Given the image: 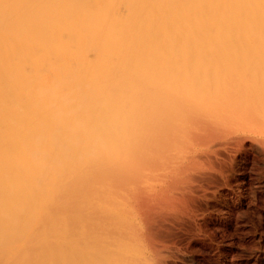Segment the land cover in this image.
Returning a JSON list of instances; mask_svg holds the SVG:
<instances>
[{"label":"bare ground","instance_id":"bare-ground-1","mask_svg":"<svg viewBox=\"0 0 264 264\" xmlns=\"http://www.w3.org/2000/svg\"><path fill=\"white\" fill-rule=\"evenodd\" d=\"M260 51H264V0H0V179L9 181L10 176L13 182L22 180L10 185L22 187L18 188L22 193L17 192L22 195L21 200L25 197L23 203L18 199L22 204L17 200L21 204L17 203V207L22 208L16 211V203L12 206L7 201H15L12 197L16 194L11 197L9 184L1 179L0 203L7 193L9 198L6 202L3 199L0 206V237L8 249L20 248L26 235L19 229L24 227L22 231L27 233L30 224L29 238L36 240L33 246L36 250H32L38 254L35 260L31 248V254L27 249L26 256L30 254L35 262L25 257L23 263L34 264L38 260L41 264H90L93 260V263L105 264L100 259L101 262L94 260V256L103 257L100 251L107 250L109 246L104 247L107 243L114 244L109 249L115 250L116 264H139L144 252L140 251L141 254L138 250L143 248L141 244L147 237L134 230L139 229L137 222L143 223L138 221L140 218L134 222V217L144 210L149 213L148 220L154 217V212L149 211V207L154 208L150 205L153 199L154 205L162 210L160 207L166 205L156 203L162 201L156 200L159 197L167 196L166 201L175 202L178 197L174 196L175 192L180 191L186 197L190 192L195 195L197 191H192L197 186L202 195L208 193L205 186L216 182L212 180L217 173L216 163L231 162L221 157V150L232 153L228 157L234 156L232 149L238 151L250 140L264 151V133H261L264 131V75L259 81L253 79L256 83L249 80V84L237 75V78L232 75L234 79L224 75L226 79L212 81L193 73L194 76L185 75L183 79L169 82L174 77L171 75L163 86H157L160 89L157 93L152 84L155 97L161 99L162 93L168 102L163 100L164 104H156L152 109L151 103H147L150 110L143 109L144 113L137 116L134 110L140 106L139 101L146 104L153 99L154 92L145 85L144 93L138 88L135 95L131 92L132 97L126 98L131 91L128 86L136 78L140 82L145 80L153 59L168 63L181 57L177 59L181 63L184 52H195L207 62L212 59L215 64L218 60L217 65L236 57H255L259 62L264 61L259 60L264 58L262 54L258 56ZM178 52L183 53L175 54ZM254 52L260 53L256 57ZM187 54L184 57L192 60ZM197 56L195 64L190 65H196ZM250 73L251 78L258 77L254 70ZM258 73L260 76L263 72ZM216 74L211 75L216 77ZM206 85H211L209 88L213 90H207ZM227 86L230 93L228 89L220 93ZM231 90L237 94L232 95ZM119 99L128 102L119 105L122 102ZM157 99L155 102L160 104ZM246 125L253 126L254 131L259 125L263 131L253 134L252 128L245 127L249 131L246 133L243 130ZM221 167L218 168L221 170ZM43 193L50 195L49 198H44ZM168 195L175 200L171 201ZM179 197L175 203L181 206L184 202L187 206L185 197ZM192 198L187 199L188 203ZM89 214L86 225L97 234L88 239L91 245L85 247L86 236L81 232L79 236L80 228L77 232L75 228ZM164 217L159 218L166 221ZM140 229L143 232L141 225ZM151 244H147L150 245L148 254ZM93 247L102 249L94 253ZM81 251L84 257L82 253L80 257ZM24 255L25 252L21 259ZM148 256L151 260L153 255ZM104 257L102 260L113 264ZM140 262L143 264V259Z\"/></svg>","mask_w":264,"mask_h":264},{"label":"rangeland","instance_id":"rangeland-1","mask_svg":"<svg viewBox=\"0 0 264 264\" xmlns=\"http://www.w3.org/2000/svg\"><path fill=\"white\" fill-rule=\"evenodd\" d=\"M260 52H262V53H260ZM260 52H257V54L258 53H260V54H258V56L259 55H261L262 57L264 56V51H260ZM183 52H178V53H175V54H178V55H180L181 56V54H182ZM193 53V55H191ZM192 53H189V54H187L186 52H184L183 53V55H182V61L183 62H187V64H186V62L185 63H183L182 65H184V66H182V65H179V64H181L182 63V61H181V63L177 60V59H181V57H178V58H175L174 60H173V62H172V60H169L168 61V63L166 62V61H164V62H162V61H159V62H157L156 60H152V62H151V66H150V68L148 69V75H147V77L145 78V80H143V81H141L142 82V84H141V82H140V80L138 79L137 80V78L134 80L135 82L133 83L132 82V84L131 85H129L128 87H129V89H131V91H129V93L130 94H127V96H126V98L128 97V98H130V97H132V93H133V95H135V91L137 90H140L141 89V93L143 92V89L146 87L145 85H149V87H146V89L147 88H151V93H152V84H154V91L156 90V93H157V91H159L160 89H158V85H159V87H161V86H163L164 84H165V81H169L171 78H169V77H171V75H173L174 77H172V79L169 81V82H172V80L174 81V80H180L181 78L183 79V77L185 78V75H186V77L187 76H191V75H193L194 76V74L197 76V74H198V77H200V78H202L203 76L205 77L206 76V78L207 79H211L212 81L213 80H215V79H223V78H225V76L226 77H228L227 79H229V77L230 78H233V76H235V78H237L238 76V78H240V80H243V81H247L248 80V84H249V80H250V82H258L260 79H262V76L264 75V66L262 67V65L264 64V61L262 60H260V59H264V58H261V57H259V62L257 61V58H255L254 57V59L252 58L251 59V57L249 58V57H247L246 59H242V58H239V57H236V58H230L231 59V61H230V59L228 60V61H225V62H222L221 64H219L220 62L217 60V62H219L218 63V65H217V62H216V60H215V64L213 63L214 62V60H212V59H209V58H207V59H209V63L211 64H209L208 62H207V60H205L206 58H200V57H198L199 56V54L200 53H197V55H196V53L195 52H192ZM185 54H187V56H192L193 58H192V60H191V58H185L184 56H185ZM195 54V55H194ZM237 54H240V53H237ZM243 54H246V55H248L249 53H243ZM257 54H256V52H254V54H253V56L254 55H256V57H257ZM250 55V54H249ZM195 56H197L196 57V65H190V64H193L194 63V59H195ZM252 56V57H253ZM238 59H239V62H238ZM175 60H177L176 61V63L175 64H177L176 66H175V64H174V61ZM192 61V63H191V61ZM232 60H233V62H232ZM236 60V62L237 63H235L234 61ZM245 60H246V62H245ZM253 60H254V62H253ZM188 61H189V63H188ZM198 61V62H197ZM230 61V62H229ZM243 61H244V64L246 65H244L243 64ZM249 61V62H248ZM258 63H257V62ZM157 62V63H156ZM162 62V63H161ZM172 62V63H171ZM179 62V63H178ZM209 64V65H207L206 66V64ZM248 62V63H247ZM155 63V64H154ZM167 63V64H166ZM224 63V64H223ZM235 63V64H234ZM261 63V64H260ZM169 64V65H168ZM195 64V63H194ZM200 64V65H199ZM223 64V65H222ZM226 64H229L228 66L226 65ZM238 64H240L239 66H238ZM256 64H258V66L256 65ZM156 65V66H155ZM164 66V67H161V66ZM167 65V66H166ZM204 65H205V67H204ZM214 65V66H213ZM222 65V66H221ZM226 65V66H225ZM233 65H237V67H235V66H233ZM242 65V66H241ZM157 66H158V69H159V72H158V69H157ZM166 66V67H165ZM175 68H174V67ZM180 66V67H179ZM193 66H194V69H193ZM214 68H213V67ZM217 68H216V67ZM221 66V67H220ZM255 66V67H254ZM257 66V67H256ZM261 67V70H260V67ZM153 67H155V69L153 68ZM159 67H161V68H159ZM183 67V68H182ZM184 67H185V69H184ZM189 67V68H188ZM205 69V73H204V71L202 70L203 68ZM231 67L233 68L234 67V69H231ZM238 67H240V69H241V71H240V69L238 68ZM246 67H247V69H246ZM254 69H253V68ZM151 68L153 69L152 71H151ZM166 68H167V70H166ZM179 68V69H178ZM191 68L193 69V70H191ZM206 68H208V69H206ZM214 69V73L216 74V73H218V74H216L215 76L217 77H212V75L211 74H214L213 73V69ZM176 70V71H174L173 72V70ZM183 69V70H182ZM210 69V70H209ZM218 69V70H217ZM222 71H221V70ZM237 71H236V70ZM243 69H245V70H243ZM157 70V71H156ZM186 70V71H185ZM189 71V73H188V71ZM202 70V71H201ZM225 70V71H224ZM231 70H233V71H231ZM252 70H254V72H255V75H257L258 77H255V78H251V74L253 73H250ZM258 70V71H257ZM263 70V71H262ZM162 71V72H161ZM165 71V72H164ZM178 71H179V73H178ZM191 71H193V72H191ZM212 71V72H211ZM216 71V72H215ZM248 72V75L246 74V72L245 73H243V72ZM250 71V72H249ZM263 73H262V72ZM150 72V73H149ZM202 72H203V74H202ZM227 72V73H226ZM229 72H231V75L229 76ZM233 72V73H232ZM258 72H260V73H262V74H260V76H259V73ZM155 73H157L156 75H158V74H160L159 76H157L156 77V75H155ZM166 73V76H164V74ZM184 73H187V74H184ZM194 73V74H193ZM199 73H200V75H202V76H200L199 75ZM224 73V74H223ZM235 73H237V74H235ZM240 73V74H239ZM244 76H243V75ZM151 75H154L155 76V78L153 77L152 78V76ZM219 75V76H218ZM225 75V76H224ZM233 75V76H232ZM236 75H237V77H236ZM164 76V77H163ZM178 76H180V77H178ZM209 76V77H208ZM214 76V75H213ZM247 76V77H246ZM253 76V75H252ZM158 77H159V79L161 78V77H163V78H161L160 80L158 79ZM223 77V78H222ZM245 77V78H244ZM150 78H152V80L154 79H156L159 83H160V81L162 82V83H156V82H152V80L149 82V79ZM167 78H168V80H167ZM176 78V79H175ZM180 78V79H179ZM200 78H198V79H200ZM213 78H215V79H213ZM257 78V79H256ZM164 79H166V80H164ZM226 79V78H225ZM234 79V78H233ZM247 79V80H246ZM253 79H256V80H258V81H253ZM147 80V81H146ZM236 80V79H235ZM139 81V82H138ZM137 82V83H136ZM148 82V83H147ZM152 82V83H151ZM235 82V81H234ZM146 83V84H145ZM150 83V84H149ZM254 83V84H255ZM135 84H137V85H135ZM140 84H141V86H140ZM199 84V83H198ZM198 84H197V86H198ZM247 84V83H246ZM253 83H251V85H252ZM136 86V89H134L135 88V86ZM151 85V86H150ZM229 85V84H228ZM196 86V88L198 89V87ZM199 86H200V84H199ZM211 85H206V87H210ZM230 86V88L232 89V87H231V85H229ZM262 86V85H261ZM260 86V87H261ZM142 87H143V89H142ZM171 87V86H170ZM206 87L204 86H202V89L203 90H205L206 89ZM212 87V86H211ZM138 88H140V89H138ZM171 88H174L173 86L171 87ZM199 88H201V87H199ZM205 88V89H204ZM230 88H228V86L226 87V88H223V89H221V91H220V93H225V92H227V93H230ZM211 88H209V89H207V90H210ZM225 89L227 90V91H225ZM145 90V89H144ZM162 90V89H161ZM171 91H173V89H170ZM213 89H211V91H212ZM233 90V89H232ZM231 90V91H232ZM236 90V89H235ZM235 90L234 91H232L231 92V94L233 95V93L235 92ZM134 91V92H133ZM153 91V92H154ZM238 92H240L241 90H237ZM132 92V93H131ZM147 92V91H146ZM139 93V92H138ZM144 93V92H143ZM148 93V92H147ZM150 93V94H151ZM168 93V92H167ZM167 93L165 94V95H167ZM152 94H154V97L156 96V94H155V92L154 93H152ZM230 94V95H231ZM235 94H237V92L236 93H234V95ZM165 95H163V96H165ZM170 96H172V93L171 94H169ZM169 95H167V96H169ZM144 96V95H143ZM158 96V95H157ZM160 96V95H159ZM167 96H165L166 98H168ZM152 97L153 99L151 100V101H145L146 102V104L144 103V101L142 100V102L141 101H139V104H140V106H137L135 109L136 110H134L135 111V113L134 114H136V115H134V116H137L138 114H142V113H144V111H143V109H146V111L148 112L150 109V106H148L147 105V103L149 104V103H151V109L153 108V107H155L156 106V104L157 105H162V104H164V102H162L163 100L165 101V103H167L166 102V99H163L162 98V93H161V96H160V98L162 99H159V97ZM156 98H158L157 100H159L160 101V104H158V101L157 102H155L156 101ZM170 99V98H169ZM118 101H122V100H118ZM125 101H127L128 102V100H125ZM125 101L123 100L122 102H120L121 104H119V105H123V103L124 104H127V102L125 103ZM162 102V103H161ZM153 103V104H152ZM129 104H132L133 105V103H130L129 102ZM155 104V105H154ZM138 105V104H137ZM143 105H144V107H143ZM146 105V106H145ZM154 105V106H153ZM166 105V104H165ZM164 105V106H165ZM131 106V105H130ZM146 107H148V108H146ZM157 107V106H156ZM140 109V111H138L137 112V110H139ZM155 109V108H154ZM132 111V110H131ZM133 111V112H134ZM137 112V113H136ZM240 127H242V126H240ZM240 127H237V128H239L240 129ZM245 127H247L249 130H251V128H252V133L253 132H257V131H263V130H261L262 129V127H259V125L258 126H256L258 129H256L255 128V131L253 130V126H243V130H245L246 131V133L248 132L249 133V131L248 130H246L247 128H245ZM255 132V133H256ZM259 132H257V133H259ZM251 133V132H250ZM261 133H264V131L263 132H261ZM254 134V133H253ZM250 141V140H249ZM249 141H247L245 144H244V146H242V147H239L237 150L239 151L240 149H242V150H240V152H238V151H234L233 149H232V151L233 152H235L236 153V155H235V153L233 154L234 156H229L228 157V155H230V154H232V153H230V152H232L231 151V149H230V151H229V153L230 154H225V153H228L227 151H225V153H224V150H221V152L223 153L222 154V156L221 157H223V159L225 158L226 159V161H231V162H227L228 164H226L227 165V167L228 166H230V167H226V165L225 164H223L222 162H226V161H222L221 163H222V165H225V167H226V169H225V167L223 166V168L221 167L222 165L221 164H217L216 163V165H215V168H217V173H214V177H215V179H212V180H215L216 182H214V181H211V183L212 184H215V185H212L211 183V185L209 184L208 186H205V188L208 190L209 189V191H211V193H209V191H208V193L209 194H211L210 195V197H208L209 195H208V193L207 192H204V194L205 195H202L201 194V192L203 193V191H201L200 190V188H199V190H198V186L195 188V184L192 186V189L193 188H195L194 189V191H192L193 193L194 192H196L195 193V195H193L191 192L189 193L190 195H188L187 197L185 196V195H183V194H181L180 193V191H177L178 193L176 194V192H175V194H174V196L175 195H178V197H179V195L181 194V195H183L185 198H183V196H181L180 195V197L179 198H183L184 200L186 199V201H187V206H189L188 208H187V206H186V203H184L183 201V203H181L182 205V207L180 206V203L178 204V203H175V202H178V197H176L177 199V201L175 200V202H171V203H175V204H172V206H171V203H170V201L168 202V201H166L167 200V196L164 198V197H159V199H156L157 201H161V202H156V203H160L161 205H166V206H164V207H160V208H164V209H160L159 210V208H158V205L157 206H155L154 205V199H153V202L150 204L151 206H154V208L155 209H158V211L157 210H155L154 208L152 209V207L150 208L149 207V211L150 212H154V213H152L153 214V216L154 217H152L151 219H149L148 220V214H146L147 213V210H144V211H142L141 213H140V216H138V215H136L137 217H134V222L135 221H137L138 220V218H140L138 221H143V223H138L137 222V224L139 225L138 227H139V229H140V225H141V227L144 229L143 230V232H142V229H140L141 231H139V229L137 230L136 228H134V230L139 234V235H141V234H144L146 237H147V239H145L143 242H142V249H141V245L140 246H138L137 247V249H139V247H140V249L138 250L139 252L141 251H143L144 253H146V254H148V247L150 246H148L147 244H151V243H153V247H151V249H150V253L148 254V255H153V256H151V260H149V258H147V256L146 255H143L141 252V257L139 256L140 255V253L138 254L137 252H136V254H138V256L140 257V261H142V259H143V264H147V261L148 262H150V264H151V262L154 264V262L156 263V264H158L157 263V261H159V259H161L160 260V263L159 264H264V151H262V149L257 145V144H253L252 145V143L253 142H249ZM247 145H248V147H247ZM246 148H247V150H246ZM255 148V149H254ZM197 149V148H196ZM228 158V159H227ZM236 158V159H235ZM230 159V160H229ZM218 165H221V166H218ZM206 168H208V166L206 165L205 166ZM221 167V170L222 169H224V171L225 170H228V171H225L224 173H223V171H221L219 168ZM220 172V173H219ZM216 174H218V175H216ZM225 175V179H227L226 181H225V179H224V176ZM217 176V177H216ZM7 177V176H6ZM8 178L9 179H12V180H14L13 179V177L12 178H10V176H8ZM221 178H222V180H223V182H222V180H221ZM2 179V178H1ZM1 179H0V182H1ZM9 179H7V180H9ZM17 179V178H16ZM12 180H9V181H6V178H3L2 179V181H3V183L5 182H7V184H9L10 185V183L12 184ZM219 180H220V182H219ZM22 182V180H16L15 182ZM218 181V182H217ZM228 181V182H227ZM15 182H13L14 184H15ZM20 182V183H21ZM2 183V182H1ZM19 183V184H20ZM24 183V182H23ZM227 183V184H226ZM6 184V185H7ZM17 184V183H16ZM5 185V184H4ZM7 185V187L8 188H10L8 191V193H9V195L11 196L12 194L13 195H15V196H11L12 198H13V200H15V201H11L10 199L9 200H7V201H9V203H11V205L13 206V204H15L16 205V207L17 206H19V205H21L24 201H25V197H23V199L21 200L20 198H22V195L20 194V193H22V191L21 190H18V188L19 189H22V187H18L17 185H14V186H12V185ZM15 186H16V188L17 189H15ZM214 188H213V187ZM221 186V187H220ZM11 187H13V188H11ZM209 187V188H208ZM213 188V189H212ZM216 188V189H215ZM211 189V190H210ZM13 190V191H12ZM15 190V191H14ZM17 190L18 191H21L20 193L19 192H17ZM207 190H205V191H207ZM215 191V192H214ZM8 193H7V195H8ZM198 193V194H197ZM44 195V198H47L48 196H50V195H48L47 193H43ZM200 194V195H199ZM6 195V197L5 198H2V200H1V203H2V201H4L3 199H5V201L4 202H6V199H8L9 198V196H7ZM204 196V197H202V196ZM208 195V196H207ZM18 198H17V197ZM21 196V197H20ZM47 196V197H46ZM171 196V195H170ZM168 197H169V195H168ZM171 197H173V196H171ZM193 197V198H192ZM194 197H198V198H195V200H197V201H195L194 200ZM49 198V197H48ZM47 198V199H48ZM161 198V199H160ZM170 198V197H169ZM169 198H168V200H169ZM174 198V197H173ZM173 198H170L171 199V201H174V200H172ZM189 198H192V201H190V203H188L189 202ZM205 198H207V199H205ZM214 198V199H213ZM1 199V198H0ZM22 202H20L19 200ZM32 199H35V198H32ZM31 199V200H32ZM166 199V200H165ZM187 199H189V200H187ZM17 200L21 203H18L17 202ZM26 200H27V198H26ZM29 200V199H28ZM30 200V201H31ZM182 200V199H181ZM181 200L179 199V202H181ZM46 200L44 199V202H45ZM167 202V204H166V202ZM3 202V203H4ZM32 202V201H31ZM162 202H164V204H162ZM1 203H0V206H2L1 205ZM2 203V204H3ZM19 205H18V204ZM170 203V204H169ZM160 204H159V206H160ZM196 204V205H195ZM200 204V205H199ZM14 205V206H15ZM169 205H170V207H169ZM167 207V208H166ZM2 207H0V209H1ZM18 209H16V208H14V209H16V211H20V209L19 208H22V206L21 207H17ZM178 208V209H177ZM190 208V209H189ZM204 208V209H203ZM152 209V210H151ZM169 209V210H168ZM171 209V210H170ZM173 209V210H172ZM186 211H185V210ZM189 209V210H188ZM155 210V211H154ZM177 210H178V212H177ZM18 211V212H19ZM157 211V213H155ZM176 211V212H175ZM163 212H165V213H163ZM16 213V212H15ZM145 214V215H144ZM162 216H165L164 218H165V220L166 221H164V219L162 220V219H160L159 217H161V215ZM164 214V215H163ZM165 214H167V215H165ZM189 216H188V215ZM155 215H158V217H156ZM184 215V216H183ZM85 216V215H84ZM89 216H91L90 214L89 215H86L85 217H83V218H81V220L83 219V221H84V223L80 220V222H82L83 223V228H87L85 231H83L84 229H81L82 228V226L80 225V222H78L77 223V226H76V228H75V231L77 232L79 229H77V228H80V230L77 232V234L80 236V234H79V232H81L82 233V236H86V240H87V243L86 244H84L83 243V245L85 246V247H87L88 245H91L88 241V239H90L93 235H96L97 234V232L96 233H92V231L91 230H89L90 228H89V226H88V224L86 225V223L88 222V220H89ZM147 216V217H146ZM17 217H20V216H17ZM146 217V218H145ZM177 217V218H176ZM188 219H187V218ZM86 218V219H85ZM136 218V219H135ZM159 218V219H158ZM19 219V218H18ZM88 219V220H87ZM144 219V220H143ZM153 219V222H154V224H155V221H156V223H158V224H156V225H154L153 224V222L151 223V220ZM155 219H158V220H155ZM182 219V220H181ZM28 220V219H27ZM26 220V221H27ZM146 220H148V222L146 221ZM162 220V221H161ZM184 220V221H183ZM159 221V222H158ZM28 222H29V220H28ZM151 224H150V223ZM81 223V224H82ZM135 224V223H134ZM150 224V225H149ZM160 224V225H159ZM163 224V225H162ZM29 226H28V228L30 229H28L26 226H27V223H26V226H25V229L27 228L28 230V232L27 233H25L26 231H22V230H24V227H22V229H19V230H21V232H22V234L24 235H26V236H23L24 237V239H22L21 240V244H19L20 245V248L19 247H17V248H15V249H8V247L5 245L6 243H5V241H4V239H2L1 237H0V243H1V241L3 242V245H1L0 244V248H1V250L2 249H4V250H2V251H5V250H7V251H9V253L8 254H6V251H5V253L3 254V257H4V259H3V257L0 259V263H3L4 261H6V259L8 260V262H9V260H10V262L9 263H7V262H4V264H11L12 262H13V260H14V264H17V263H20L21 262V264H31V263H33V262H35V260H36V257L35 256H37V254H38V252H34L33 250L35 249L36 250V248L34 247L33 248V246H35V243H36V240L34 239V241L35 242H33V237L32 238H29V237H31L29 234L31 233V228H30V224H28ZM149 225V226H148ZM158 225V226H157ZM146 226H148V227H146ZM152 226H154V228L155 229H152ZM157 226V227H156ZM160 226V227H159ZM135 227V226H134ZM137 227V226H136ZM172 227V228H171ZM174 227H176V228H174ZM158 228L161 230H158ZM167 228V229H166ZM77 229V230H76ZM149 229V230H148ZM151 230V231H150ZM158 230V231H157ZM83 231V232H82ZM86 231H87V233H86ZM157 231V232H156ZM142 232V233H141ZM160 232H162V233H160ZM167 232V233H166ZM84 233H85V235H84ZM159 234V236H158V234ZM87 234H89L88 236H87ZM98 234L100 235V233L98 232ZM28 235V236H27ZM157 235V236H156ZM162 236V237H161ZM88 237V238H87ZM153 237V238H152ZM157 237H158V239H157ZM30 239V241L28 240V239ZM35 238V237H34ZM149 238H150V240H149ZM155 238V239H154ZM26 239L28 240V241H26ZM32 239V240H31ZM81 239H82V237H81ZM157 239V240H156ZM24 240H25V242H24ZM154 240H155V242H154ZM156 241H157V243H156ZM158 241H160V242H158ZM166 241V242H165ZM31 243H32V245H31ZM159 243V244H158ZM162 243V244H161ZM103 244V243H102ZM102 244H100L101 246H102ZM143 244H145V245H143ZM156 244H158V245H160L159 247L160 248H156L155 246H158V245H156ZM22 245H23V248H22ZM28 245V246H27ZM104 245V244H103ZM152 245V244H151ZM25 246L27 247L26 249H25ZM93 246V245H92ZM99 246V245H98ZM97 246V247H98ZM101 246H99V247H101ZM108 247V248H106L107 250H105L104 249V247ZM110 246L112 247H114V244H111V245H109V244H107V243H105V245H104V247H103V249L106 251H104L103 250V252L102 251H100L101 252V255L102 254H104V256L106 255V257L108 256L107 254H109V256L107 257L108 258V260H111L110 261V263H113V264H116L115 262H114V257H115V254H114V252H115V250H112V248H111V251H110ZM29 247V248H28ZM90 248H91V246H89ZM88 247V248H89ZM94 248V249H92L93 250V252L94 253H98L99 251H97V250H101V249H98V248ZM145 247H147L146 249H147V252L145 251ZM23 250H22V249ZM30 248H31V250H32V248H33V250H32V255L31 256H33V258L35 259H32L31 257H30V254H31V250H30ZM87 248V249H88ZM89 248V249H90ZM155 250H154V249ZM162 248V250H160ZM27 249H28V251H27ZM84 249H86V248H82V250H84ZM113 249H115V248H113ZM0 250V256H2L1 255V253H2V251ZM17 250H21V252L20 253H15V251H17ZM92 250H89V251H91V254H93L92 253ZM96 250V251H95ZM156 250H158V251H160L159 253L156 251ZM14 251V252H13ZM22 251H24L25 252V255H24V257L21 259V257H22V255L24 254V252H22ZM26 251L27 252H29L30 254H28L27 253V256H26ZM37 251H38V248H37ZM88 251V252H89ZM109 251V252H108ZM137 251V250H136ZM33 252H34V254H33ZM85 252H87V251H85ZM111 252V253H110ZM22 253V254H21ZM80 253V257H81V253H82V255H83V251H81V252H79ZM106 253V254H105ZM111 254V255H110ZM114 256H113V255ZM12 255V256H11ZM88 254H86L85 253V256H87ZM9 256H11V257H9ZM103 256V257H104ZM137 256V255H136ZM145 256H146V258H145ZM5 257H7L6 259H5ZM13 257H16V258H14L13 259ZM25 257H28V258H26L27 260H29V258H31L30 259V261L29 262H31V263H29L28 261H26L27 263H23L24 262V258ZM83 257H84V255H83ZM98 257H100V255L98 256ZM97 257V255L95 254V256H94V260L96 259V260H101L102 262L104 261V263L105 264H108V261L106 260H102V259H104L102 256V258L100 257V258H98ZM113 257V258H112ZM149 257V256H148ZM152 257H153V259L155 258V260H153L152 259ZM9 258V259H8ZM106 258V259H107ZM110 258V259H109ZM146 260H145V259ZM18 259V260H17ZM11 260H12V262H11ZM17 260V261H16ZM99 260V262H101ZM163 260V261H162ZM116 261V260H115ZM138 262L139 264H142L141 262ZM146 261V262H145ZM37 263H34V264H41L40 262H38V260L36 261ZM94 261L92 260L91 261V263L90 264H97V261L95 262V263H93ZM117 262V261H116ZM13 264V263H12ZM43 264H47V263H43ZM86 264V263H85ZM87 264H88V262H87ZM102 264V263H101Z\"/></svg>","mask_w":264,"mask_h":264}]
</instances>
